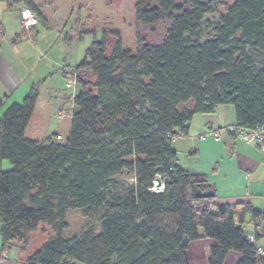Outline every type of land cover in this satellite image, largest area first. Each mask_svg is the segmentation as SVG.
<instances>
[{
	"label": "trees",
	"instance_id": "16d2710c",
	"mask_svg": "<svg viewBox=\"0 0 264 264\" xmlns=\"http://www.w3.org/2000/svg\"><path fill=\"white\" fill-rule=\"evenodd\" d=\"M219 1L138 0L134 53L117 31L104 30L72 72L63 70L79 86L65 142L24 138L39 97L34 86L6 108L0 161L11 168L0 169V264L9 246L25 253L41 223L53 234L23 264H188L185 251L199 238L216 241L207 264H227L233 252L234 264H264L243 229L248 216L264 214L248 202L215 203V193L198 198L193 186L211 185L180 167L172 148L195 115L219 105L233 106L236 127L264 123V0H234L211 24L205 17ZM159 23L164 36L147 42L140 26ZM4 37L0 27V46ZM124 173L132 182L116 180ZM157 179L160 192L151 190ZM103 206L99 233L89 225L61 235L68 209L87 215Z\"/></svg>",
	"mask_w": 264,
	"mask_h": 264
},
{
	"label": "rangeland",
	"instance_id": "374dc122",
	"mask_svg": "<svg viewBox=\"0 0 264 264\" xmlns=\"http://www.w3.org/2000/svg\"><path fill=\"white\" fill-rule=\"evenodd\" d=\"M138 0H6L0 1V27L5 33L2 42L3 49L0 52V73L3 63L8 60L19 78L17 92L11 100L4 101L0 109L12 103L20 104L23 97L33 85L39 93L36 110L32 117L29 127L30 134L40 137L42 130L55 131L59 135V142H65L69 135L70 121L72 113L78 108L73 103L74 95L79 91L76 83L68 82L63 76V70L69 69L70 72L76 64L84 58L86 49L93 41L102 38L103 31L108 29L117 31L120 35L121 46L123 49L132 53L136 50V24H135V5ZM37 5L43 15V20L35 25V30H27L25 34L19 30L17 37L22 38L23 42L18 48V52H10L12 39L20 26L19 10L29 8L28 4ZM234 0H221L216 4L215 11L208 14L205 20L214 23L219 16L226 12V9ZM30 9V8H29ZM34 27V26H33ZM31 27V28H33ZM30 29V28H29ZM204 37L212 36L210 28L203 26ZM164 23H159L154 30L151 27L140 26V32L149 43L160 40L164 36ZM10 52V53H9ZM9 71L8 68H5ZM73 76V74L71 75ZM67 83H71L67 85ZM188 101L183 106H191ZM181 106L179 109H181ZM230 106V105H223ZM231 108V107H230ZM220 114V111L219 113ZM202 115L194 117L191 125V132L197 136L196 131L200 128ZM212 116V115H208ZM226 116V115H225ZM223 117V115H218ZM207 118V117H205ZM212 118V117H208ZM45 131V130H44ZM52 137V136H50ZM196 144L198 139L190 140ZM184 144L190 146L180 139L174 140L177 150V158L181 163L186 160ZM185 146V147H187ZM187 151L190 149L187 147ZM4 170H9L11 164L3 160ZM116 180L119 182H132L131 177L124 173ZM248 196L259 193L253 199L254 204L264 209V184H252L249 180L242 184ZM106 207L91 209L88 214H84L82 209H68L65 214L67 226L62 230L64 238H71L78 235L87 226L92 225L96 233L101 230V218ZM43 228H48L43 225ZM49 229V228H48ZM47 229V230H48ZM264 241V240H263ZM264 243V242H263ZM35 243L30 244L29 251L36 250ZM19 252V251H18ZM21 255V253L19 252ZM26 256L24 253L19 261L23 264Z\"/></svg>",
	"mask_w": 264,
	"mask_h": 264
},
{
	"label": "crops",
	"instance_id": "0c3cea01",
	"mask_svg": "<svg viewBox=\"0 0 264 264\" xmlns=\"http://www.w3.org/2000/svg\"><path fill=\"white\" fill-rule=\"evenodd\" d=\"M30 3L32 6L38 8L37 5L32 2ZM35 28L36 27L34 26L33 28L25 29L20 22L18 31L15 33V38L11 41L12 46L9 51L17 54L18 48L23 42L22 38L17 37L19 30L22 32V35H24L25 31L35 30ZM4 38L1 41L0 52L3 49L2 42L4 41ZM3 65L4 67L1 66L3 70L0 73V97H5L4 101H6L7 99L11 100L12 96H14L17 92L19 78L14 73L15 71L11 69V62H8L7 60L3 63ZM5 68H8L9 71ZM8 106V104L4 106V110L1 111L0 117ZM36 106L25 130L24 138L37 142L52 138L54 142L59 143L58 139L60 136L55 135V131L53 130H47L44 128L40 137H34V133L30 134L29 127L32 122L33 114L36 110ZM219 111L220 114H218ZM200 115H202L200 116L202 118L200 120V128L196 131V134L198 133L197 136L193 135L194 133L191 132L190 128L193 124V117L189 127V135L187 137L175 138L185 141L190 145L187 146L184 144V153L187 158L184 163H181V161L177 158V164L183 169L188 170L190 173L201 175L205 178L206 182L211 185V188L215 193V203L233 204L237 202H248L252 209L264 214V209L255 205L253 201V198L256 195L261 194L258 192L259 189L257 193H255L256 195L251 194V196H248L242 185L244 182H247V180H249L252 184H264V155L259 151L255 144L245 142L244 140L236 137L232 130L227 129L235 124L233 106L230 105L226 107L219 105L216 107L214 113ZM218 115H223V117L220 118ZM208 117L212 118L210 119ZM206 131L212 132V135L203 138L198 137ZM193 139H198V142H196L195 145L189 142ZM174 140L172 141L173 149L176 148L173 145ZM185 146L190 149V152L187 151V147ZM0 169L4 170L3 160L0 161ZM250 218V216L246 218V222L243 226V229L246 232L249 231ZM43 225L47 226L49 229L43 228ZM52 234L53 231L50 226L42 223L39 224L38 228L30 234L29 244L24 255L27 256L39 249ZM263 242V240H259L258 245L264 249ZM32 243H35L37 248L34 251H29V246ZM214 245H216V241L208 238H199L189 242L185 251L188 264H207L209 248ZM6 254L7 256L3 260V264H22L19 261L22 254L20 255L16 248L9 246ZM238 256L239 255L237 253H231L228 257L227 264H234L238 259Z\"/></svg>",
	"mask_w": 264,
	"mask_h": 264
},
{
	"label": "built area",
	"instance_id": "2783aa9c",
	"mask_svg": "<svg viewBox=\"0 0 264 264\" xmlns=\"http://www.w3.org/2000/svg\"><path fill=\"white\" fill-rule=\"evenodd\" d=\"M19 16L21 24L25 29H29L38 23L37 16L28 8H21L19 10ZM70 82V81H68ZM74 83V81H71ZM71 83H67L70 85ZM232 131H236L237 137L244 140L247 143H253L257 146L259 151L264 155V123L255 129H247L242 127L232 126L227 128ZM174 136V134H172ZM212 135V132H204L199 135V138ZM155 182L151 188L152 191L160 192L163 190V184L161 183L158 188L155 187ZM245 239L248 243L253 245L257 253L264 257V249L258 245L259 240H264V217H251L249 221V231L244 232ZM7 256L6 252L3 254L5 259Z\"/></svg>",
	"mask_w": 264,
	"mask_h": 264
},
{
	"label": "water",
	"instance_id": "95a60500",
	"mask_svg": "<svg viewBox=\"0 0 264 264\" xmlns=\"http://www.w3.org/2000/svg\"><path fill=\"white\" fill-rule=\"evenodd\" d=\"M178 130L174 129L172 130V134H177ZM155 187L158 188L161 184V181L159 179L155 180ZM193 190L195 192V195L198 198H211L214 195V191L212 188H207V184H196L193 186Z\"/></svg>",
	"mask_w": 264,
	"mask_h": 264
}]
</instances>
